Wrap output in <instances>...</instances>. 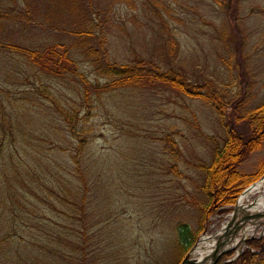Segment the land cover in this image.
I'll use <instances>...</instances> for the list:
<instances>
[{"label":"rangeland","instance_id":"rangeland-1","mask_svg":"<svg viewBox=\"0 0 264 264\" xmlns=\"http://www.w3.org/2000/svg\"><path fill=\"white\" fill-rule=\"evenodd\" d=\"M0 44L62 55L67 47L77 64L59 76L45 68L51 62L0 48V264H179V228L197 232L193 248L228 221L249 186L199 225L200 166L226 135L210 104L162 84L83 100L76 73L101 86L113 77L107 63L150 61L189 83L209 82L228 113L241 115L264 98V0H0ZM92 47L98 56L88 55ZM60 107L86 140L84 223L56 196L60 168L76 188L66 173L73 131ZM10 152L20 180L2 175ZM262 158L264 140L238 170L251 174Z\"/></svg>","mask_w":264,"mask_h":264},{"label":"trees","instance_id":"trees-1","mask_svg":"<svg viewBox=\"0 0 264 264\" xmlns=\"http://www.w3.org/2000/svg\"><path fill=\"white\" fill-rule=\"evenodd\" d=\"M86 34V33H85ZM87 35L90 33L87 32ZM103 38L98 39V47H102ZM7 49L26 56L34 65H42L49 63L52 67H46L49 72L61 76L64 70H74L77 67L75 59L68 58L67 47L64 53H57L53 47L38 50H30L25 47L6 45ZM87 48V53L90 56H98L100 48ZM71 63V65H70ZM73 65V66H72ZM106 71H109L113 77L105 84L97 85L89 82L82 73H76L78 85L81 86L83 92V100H91L89 93L92 92L95 97H99L100 93L110 91L122 87L137 86L145 87L156 84L166 85L177 89L180 93L197 97L204 102L210 104L217 112L220 122L225 128V138L220 145L214 148L211 160L207 164H202L200 167L204 172L203 183L201 186L205 196L204 201L200 205L201 218L199 221L200 227L206 218L218 207L228 206L235 203L239 193L248 186L251 182L262 176L264 173V158H262L255 172L245 174L238 170L239 165L249 156L251 152L260 148L264 140V98L263 101L256 106L246 110L243 114L228 113L224 99L217 92L212 91L209 82L197 85L189 83L182 73L176 71L162 70L153 62H137L131 64H110L107 63ZM92 90V91H91ZM238 101V100H236ZM88 106V105H87ZM59 113L67 125L72 128L74 145L71 154V168L66 170V173L76 182V188L70 190L64 183V175L60 168L57 176V193L58 203L67 207L68 210H73L82 223L85 221V200L87 198V177L85 167L82 163V153L86 144V140L81 138L76 133L75 123L76 118H72V114L59 108ZM11 139L15 137L11 135ZM2 143L0 142V156L2 154ZM16 153H9L10 172L4 171L5 179L10 176L17 180L22 178V170L19 160L16 158ZM9 185L10 194L13 196L17 192L15 185ZM12 190V192H11ZM69 196L67 202L71 205L66 206L64 201ZM229 209V207L225 208ZM61 223V222H60ZM197 232L192 233L186 226L179 228V239L177 241L178 256H183L195 240ZM245 247L234 259L224 261L222 264H264V235L261 237H251L246 240ZM232 252L221 255L215 264H220L224 259L228 258ZM178 258L177 263L178 264Z\"/></svg>","mask_w":264,"mask_h":264},{"label":"bare ground","instance_id":"bare-ground-1","mask_svg":"<svg viewBox=\"0 0 264 264\" xmlns=\"http://www.w3.org/2000/svg\"><path fill=\"white\" fill-rule=\"evenodd\" d=\"M252 193L256 194V197L251 200L250 195H252ZM232 215L235 216L234 225L245 216L250 215L251 219L246 221L239 228L226 246L227 248L235 246L237 249V246L242 244L244 238L253 234L258 228H262L264 231V178L249 186V188L239 196L235 211L233 213L231 212L230 216ZM229 219L215 232L203 234L196 245L191 249L190 258L201 260L208 257L213 252L217 240L223 241L229 236L233 226V224H230ZM260 234H262V232Z\"/></svg>","mask_w":264,"mask_h":264},{"label":"water","instance_id":"water-1","mask_svg":"<svg viewBox=\"0 0 264 264\" xmlns=\"http://www.w3.org/2000/svg\"><path fill=\"white\" fill-rule=\"evenodd\" d=\"M264 178V174L260 177V179ZM251 185V184H250ZM248 185V186H250ZM247 186V187H248ZM247 187H245L244 189H246ZM243 189V190H244ZM236 207V205H235ZM235 207L232 210V213L235 211ZM234 215L230 216L229 222L230 224L234 223ZM251 216H245L242 219H240L235 225L233 224L232 226V230L230 231V234L227 238H225L223 241L222 240H217L216 246L213 250V252L206 258H203L201 260L195 259V258H190V251L192 248H190L185 255L183 256L182 260L180 261L179 264H215L218 259L221 257V255L235 251V254L233 256H230L229 258L224 259L220 264H222L224 261H229L234 259L242 250V247L246 244V240L248 238L254 237V236H250V237H246L244 238V240L242 241L241 245L237 246V249L235 246L229 247L227 248L226 246L228 245V243L231 241V239L234 237L235 233L239 230V228L246 222L248 221ZM260 237V236H257Z\"/></svg>","mask_w":264,"mask_h":264}]
</instances>
